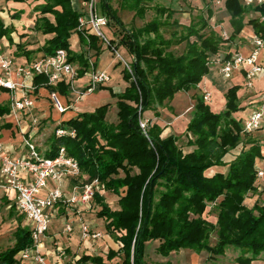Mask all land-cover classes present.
<instances>
[{
    "label": "trees",
    "instance_id": "16d2710c",
    "mask_svg": "<svg viewBox=\"0 0 264 264\" xmlns=\"http://www.w3.org/2000/svg\"><path fill=\"white\" fill-rule=\"evenodd\" d=\"M152 1L131 0L123 6L142 17ZM223 3L232 28L225 40L213 29L202 32L208 27L203 18L199 19V27L189 24L181 33L172 32L165 38L160 29L168 24L174 10L159 4L150 6L155 18L143 26L127 28L111 0H99L108 18L113 44L123 46L132 57L131 72L122 69L128 86L119 94L111 91L117 97V122L105 119L108 103L93 111L79 112L61 122L74 135L53 133L47 152L48 156H54L63 146L77 160L80 173L87 175L83 182L96 179L104 190L118 196V209H111L98 192L93 199L100 206L96 216L104 219L106 232L120 247L108 249L104 256L84 254L78 259L80 262L107 264L120 257V262L113 264H147L145 246L150 241L158 242L155 250L163 257L180 249L205 250L209 257H215L233 246L240 249L234 264L264 260V201L251 207L244 203L248 193L257 192L255 161L262 157V144L253 136L254 131H243L240 118L234 116L242 109L237 96L240 86L228 87L225 108L218 112L212 111L202 96H193L195 102L185 126L187 144L191 146L188 150L178 146L179 136H162L163 128L157 123L147 124L145 129L139 124L142 114L154 103L161 105L179 91L195 89L208 74L210 61L219 53L220 44L234 40L244 25L251 26L253 33L264 40V19H260L264 16V2L254 6H245L239 0ZM35 10L41 16L36 18L33 29L52 34L39 49L42 56L64 48L72 61L69 38L73 31H79V13L71 0H43ZM250 11L258 16L245 20ZM44 14L52 15L53 21ZM3 36L12 40L10 29L0 20V38ZM182 42L186 46L181 54L169 50ZM230 55L227 52L224 57ZM84 73L85 70H79L77 77ZM33 85L35 89L45 86L49 92L69 93L68 84L61 81L50 85L43 75L34 76ZM9 112V105L0 104V116ZM239 144L235 157L229 163L224 162V156ZM225 165L224 172L209 174L213 166ZM209 204L214 205V222L204 216ZM213 233L215 241L210 244ZM31 244L30 230L19 226L15 245L0 253V264H13L14 255Z\"/></svg>",
    "mask_w": 264,
    "mask_h": 264
},
{
    "label": "crops",
    "instance_id": "0c3cea01",
    "mask_svg": "<svg viewBox=\"0 0 264 264\" xmlns=\"http://www.w3.org/2000/svg\"><path fill=\"white\" fill-rule=\"evenodd\" d=\"M42 2L43 0H24L19 2L12 0H0V20L3 23V26L10 29V37L12 38L11 41H9L7 36L0 38V53L10 56L15 65L30 63L42 57L43 54L39 49L44 44L45 40L52 35L43 34L41 31L33 29L36 18L41 16L39 11L35 10V6ZM71 4L78 12L76 0H71ZM222 4L224 5V3ZM117 13L119 15L118 11ZM44 15L53 21L52 15ZM106 31L107 34L113 38V34L109 26ZM88 34L89 37L87 39L84 37L82 32L73 31L69 38V48L71 53L74 55V59L70 62L77 68L78 71L85 70V73L82 76L77 77L74 83V88H69V93L67 95L57 92L63 105L68 107L65 112H59L52 106L49 99L50 93L48 89L45 86H40L37 89L34 88L31 93V97L34 102L32 109L23 110L21 114L13 115L9 112L0 116V141L5 144L13 156H19L26 151V147L24 146L22 140L23 136L29 137L36 144L37 149L41 153L47 155L50 145L47 143V145L44 144L46 145V148H39L41 137L47 135L50 130H53L54 133L55 128L62 126L61 122L74 117L79 112L93 111L96 107L106 103L109 104V107L106 112L105 119L111 123L117 122V97H113L111 95V91L115 94H119L122 93L128 86V82L125 81L122 76V69L124 66L107 46L103 45L91 32H88ZM239 34L235 38V40H241L239 42L240 44L237 46L238 49H230L227 52L233 53L237 51L242 54H247L250 51L252 48L250 39L254 35L251 26L248 25L247 29H245L246 38L240 37ZM91 36L95 37L94 41L90 40ZM117 49L123 59L131 61V55L123 46H118ZM216 55L221 56L220 53ZM258 61L261 64H264V47H262L259 52ZM213 62L214 61H212L211 64H218L220 67L219 63ZM91 63L93 68L91 67ZM219 67L216 69L217 74H219ZM92 70L104 71L109 78L105 82L99 84L94 90L89 91L87 88L89 85V74ZM207 76L208 75H205L204 77ZM12 77L15 78L14 75H12ZM235 78L239 80V84L241 81L243 82V71H236L233 79ZM259 78H264V75H261L257 79ZM63 82L66 84L65 81ZM202 82L203 79L198 83L197 87L201 88ZM234 84H230L229 87ZM1 89L2 88H0V104L9 105V92H2ZM240 89H242L241 86ZM240 89L237 91V96L240 106H242L241 110L247 108L246 110L249 113L257 106L262 105V102L259 101L262 91L256 92L246 88L242 90ZM195 90L196 89H193V91ZM243 91H245V93ZM170 103H172L171 100ZM241 110L235 112L234 116L238 117ZM68 111L72 112L68 113ZM31 115L39 118L36 126H32L30 124L29 118ZM41 121L42 123L39 124ZM63 127L66 126L63 125ZM261 128H264V121H262ZM253 136L256 137L254 133ZM49 138L48 142H51ZM256 138H258L262 144V157L256 159L255 166L257 169L264 171V139H260L259 137ZM189 147L191 148V146ZM238 151L227 160L225 155L224 162L229 163ZM230 155L231 154H229V156ZM226 168L227 165L213 166L209 170V174H213L216 171L224 172ZM79 177H83L85 180L87 179V175L81 173L77 176L67 175L65 177L63 185L66 193H70L73 186L79 184L74 182V180ZM255 185L257 192L248 193L244 200V203L248 207H251L255 202H259L262 195H264V175L259 178L257 177ZM47 187L51 188L53 187V184L48 181ZM101 189L104 191L103 186ZM103 191L98 190L96 192L103 196ZM44 193V190H42L40 194L44 195ZM15 195L16 193L12 189L0 188V253L12 248L15 245L16 231L19 226L27 228L24 223L22 213L16 209ZM249 196L252 197L250 198ZM91 201H94V199L92 198ZM68 206L69 205H64L61 202L56 204L53 210V218L49 223V230L41 238L40 251L48 264H66L70 261H79L78 259L84 254L97 255V253H92L90 249H94L96 247L100 249L103 244H106L107 247H109L106 248L107 250H118L120 243L114 240V238H112L108 233L99 235L102 236V239L98 238L97 240H93L92 243L87 240L82 242L80 238V220L83 219L85 223H88L89 227L100 231H103L101 230V225H103L104 220L97 217L96 214L94 217L88 216V214L82 212L80 213L81 216L73 215L74 212L68 209ZM70 206L74 209H86V206L82 204H72ZM64 220H68L71 223L72 232L64 231ZM100 231L96 232L100 233ZM92 244L94 246H92ZM60 248L64 251V256L62 257L58 256V249ZM107 250L103 249L98 255L104 256ZM18 252L14 255V261L18 260Z\"/></svg>",
    "mask_w": 264,
    "mask_h": 264
},
{
    "label": "built area",
    "instance_id": "2783aa9c",
    "mask_svg": "<svg viewBox=\"0 0 264 264\" xmlns=\"http://www.w3.org/2000/svg\"><path fill=\"white\" fill-rule=\"evenodd\" d=\"M245 6H254L264 0H239ZM79 13L77 29L88 39L91 32L103 45L107 46L122 62L123 66L131 72V61L122 58L112 38L107 34L108 18L97 12L98 0H76ZM223 3L224 0H216ZM264 19V16H260ZM252 48L247 54L233 52L229 57H219L213 60L219 63V75L227 80L232 72L243 71V86L246 89L253 87L255 78L264 75V64L258 61L259 51L264 47V40L252 36ZM213 62V63H214ZM212 61L210 62V64ZM92 67V63H91ZM93 68V67H92ZM77 68L69 61L68 52L64 48H58L51 55L42 56L33 62L15 65L13 59L0 53V88L9 92V107L11 114H21L23 110H30L34 106L31 93L34 89L33 78L43 75L47 83L55 85L65 81L69 88H74L77 79ZM15 76V78L12 77ZM109 76L104 71L92 70L89 74L87 90H94L99 84L108 80ZM50 93V99L54 108L59 112H65L68 107L63 105L57 91ZM202 98L205 102L211 100V92L204 90ZM259 101L262 105L251 110L243 120V131L253 132L262 127L264 121V91L261 92ZM30 124L36 126L39 118L31 115ZM141 128H146V123L140 119ZM56 136L74 135V131L63 126L55 128ZM26 151L19 156H13L10 150L0 141V188H8L15 191V206L22 213L24 223L30 230L32 244L18 252V260L13 264H48L40 251L41 238L49 230V223L53 218V210L57 203L64 205L82 204L90 207L93 195L102 187L96 179L90 182H82L73 186L70 193L64 190V179L67 175L80 174L77 160L68 155L65 148L60 146L54 156L41 153L36 144L29 137H22ZM264 175V171L257 169V177ZM50 181L53 187L48 188ZM44 190V195L41 191ZM83 237H88L89 228L84 222H80ZM70 222H64V231L70 232ZM101 235L94 232L93 237ZM58 256H64L63 249H58ZM66 264H87L80 261H71Z\"/></svg>",
    "mask_w": 264,
    "mask_h": 264
},
{
    "label": "rangeland",
    "instance_id": "374dc122",
    "mask_svg": "<svg viewBox=\"0 0 264 264\" xmlns=\"http://www.w3.org/2000/svg\"><path fill=\"white\" fill-rule=\"evenodd\" d=\"M6 1V0H4ZM2 2V1H1ZM131 2V0H111V5L116 8V10L119 12V16L124 22L125 26L127 28H135L143 26L147 21L151 20L152 18L156 17V13L152 7H150L153 4H159L164 5L167 7H170L174 10V14L167 19L168 24L161 27V32L164 35L165 38H169L172 32H176L177 34L184 31V28L188 26L189 24H196V27H199L201 25V21H199L200 18H203L205 21H207L208 27L206 29H203L202 32H207L209 29L215 30L218 34L222 36V39L225 40L228 35L230 34L232 28L229 25V14L225 10L224 5L221 3L216 2V0H153L151 3H149V7H147L145 14L142 17H137L134 15V11L124 7L123 4ZM97 12L100 15H104V11L101 8V5L99 4V0L96 3ZM208 10L210 16H208ZM258 14L256 12L250 11L247 14H245V20L249 17H256ZM161 20H164V17H160ZM175 21V23L173 22ZM248 25H244L242 30L240 31V37L246 38L245 35V29H247ZM194 39V37H191V40ZM252 40V38L250 39ZM241 40H227L225 42H222L220 44V50L219 53L221 57H223L228 50L230 49H238V45L240 44ZM186 43L182 42L180 44H174L172 45L169 50L173 52L174 54H181L185 49ZM261 50V49H260ZM260 52V51H259ZM220 57V56H219ZM214 60L218 59V55L212 57ZM212 59V60H213ZM219 67L218 64H210L209 65V72L207 77H203V82L201 83V88L196 87L195 91L193 89H190L188 92L185 91H179L177 92L173 98L170 101H164L163 104L159 105L157 103H154L151 106V109L145 111L142 114V120L147 124L157 123L159 126L163 128L162 136H167L169 134H175L179 136V139L177 141L178 146L183 148L184 150H188L190 147L187 144V139L189 136L185 132V126L188 120L191 117V111L192 107L194 105V95L202 96L203 91L209 90L211 92V100L207 102L209 104L210 108L214 112L221 111L225 107V91L228 89L230 84H238L241 86L242 89L245 87L243 86V82L241 81L239 84L238 79H233L235 70L232 72L231 78L225 80L223 79L219 74H217L216 69ZM238 82V83H237ZM200 86V85H199ZM240 89V88H239ZM240 89V90H242ZM251 91H264V78H255L253 81V87L251 88ZM245 93V91H243ZM50 99V97H49ZM50 102L52 104V100L50 99ZM53 106V104H52ZM54 107V106H53ZM247 108H244L241 110L240 114H238V117L241 120V124L243 120L247 117L249 114L246 110ZM72 111H68L70 113ZM42 121L39 123L41 124ZM42 128V127H41ZM53 133V130H50L47 135L41 137V143L39 144V148L43 149L46 148L47 143L50 145V141L48 142L49 136ZM256 137H259L260 139H264V128H260L259 130H256L253 132ZM46 144V145H44ZM241 145L239 144L235 149L231 150L228 154H226L225 158L226 160L228 158H231L232 155H234L239 149ZM229 154H231L229 156ZM122 175V173H121ZM85 179L83 177H79L74 180V182L82 183ZM99 190L103 191V189L99 188ZM105 202L108 204V206L111 209H118V196L104 190L102 192ZM261 196V195H260ZM250 198L252 196H249ZM258 201V200H257ZM264 201V195H262V198L259 200V202L262 203ZM81 205V204H79ZM213 204H209L206 212L204 213V216L207 220L214 222L215 221V211L213 209ZM68 209L72 210L74 213L73 215H80V213H86L88 216L94 217L96 212L100 209V206L95 201L90 202V207L84 210H80L77 208H73L72 206H68ZM104 220V219H103ZM86 221V220H85ZM64 222H69L68 220H64ZM80 222H84L83 219L80 220ZM85 223V222H84ZM88 225V223H86ZM80 226V224H79ZM89 234L88 237H83L82 231L80 233L81 241L84 242V240H87L88 242L92 243L93 240H97L98 238L102 239V236H96L93 237L92 234L96 231L100 230H94L93 228L89 227ZM94 230V231H93ZM100 231L101 235L107 234L104 223L101 225ZM72 232V230H71ZM215 241V234L213 233L210 238V244H213ZM157 241H150L145 246V254L144 259L147 264H158L162 261H170V264H234V258L240 253V249L235 248L233 246H229L225 253L223 255L215 256V257H209L210 255L205 251L202 250L201 252H194L191 249H180L179 251L171 252L167 257H163L159 255L155 247L157 245ZM92 246H94L92 244ZM106 244H103L102 248H94L90 249L92 253L101 252L103 249L107 250ZM120 261V257H115L114 259L107 261V264H113L114 262ZM71 262V261H70ZM69 263V262H68ZM252 264H264V260L258 259L253 261Z\"/></svg>",
    "mask_w": 264,
    "mask_h": 264
}]
</instances>
